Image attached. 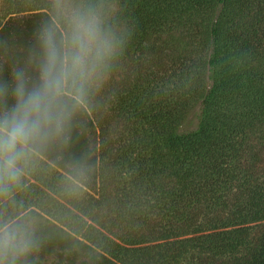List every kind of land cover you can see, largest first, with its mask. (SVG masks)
<instances>
[{
  "label": "trees",
  "instance_id": "obj_1",
  "mask_svg": "<svg viewBox=\"0 0 264 264\" xmlns=\"http://www.w3.org/2000/svg\"><path fill=\"white\" fill-rule=\"evenodd\" d=\"M57 2L4 1L0 135L68 207L4 214L0 264H264V0H65L83 62Z\"/></svg>",
  "mask_w": 264,
  "mask_h": 264
},
{
  "label": "rangeland",
  "instance_id": "obj_2",
  "mask_svg": "<svg viewBox=\"0 0 264 264\" xmlns=\"http://www.w3.org/2000/svg\"><path fill=\"white\" fill-rule=\"evenodd\" d=\"M4 1L0 0V13L4 10ZM57 6L63 13L76 20L84 35L83 49L76 52V59L83 62L84 56H91L95 48L102 44L100 30L95 27L93 19L84 20L76 11V8L66 3L65 0H57ZM96 73V71L94 72ZM95 79H97L95 77ZM97 81V80H96ZM98 84V81L97 83ZM101 85V84H100ZM200 105L196 104L187 114L180 125L181 131L192 130L199 119ZM14 149L11 153L10 149ZM44 159L36 156L23 146H18L13 140H6L0 135V202L4 208H12V212H22L29 207L42 209L43 211L56 208L66 209L68 205L59 200V194L53 188H49V172L53 171L44 164ZM51 177V174H50ZM61 189L62 185L59 186ZM61 192V191H60ZM55 202L57 204H55ZM32 226L34 224L31 223ZM20 237L22 233L20 231ZM55 253H50L45 259L46 264H54L57 261Z\"/></svg>",
  "mask_w": 264,
  "mask_h": 264
},
{
  "label": "crops",
  "instance_id": "obj_3",
  "mask_svg": "<svg viewBox=\"0 0 264 264\" xmlns=\"http://www.w3.org/2000/svg\"><path fill=\"white\" fill-rule=\"evenodd\" d=\"M2 203H3V201H2ZM2 203L0 202V230H2V229H4L5 228V226H6V224L8 223H6V224H3V215L4 214H9V213H12V208H4L3 206H2ZM0 257H2V256H0Z\"/></svg>",
  "mask_w": 264,
  "mask_h": 264
}]
</instances>
